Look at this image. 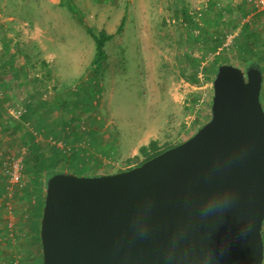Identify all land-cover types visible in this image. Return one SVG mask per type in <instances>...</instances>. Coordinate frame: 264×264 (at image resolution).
<instances>
[{
    "label": "rangeland",
    "instance_id": "rangeland-1",
    "mask_svg": "<svg viewBox=\"0 0 264 264\" xmlns=\"http://www.w3.org/2000/svg\"><path fill=\"white\" fill-rule=\"evenodd\" d=\"M73 2L110 34L97 69L93 38L61 0H0V264H43L35 147H70L76 162L64 170L98 175L132 166L151 139L184 141L210 118L214 61L245 69V23L262 46L264 104V16L248 0ZM14 156L22 168L11 184L2 166Z\"/></svg>",
    "mask_w": 264,
    "mask_h": 264
},
{
    "label": "water",
    "instance_id": "water-1",
    "mask_svg": "<svg viewBox=\"0 0 264 264\" xmlns=\"http://www.w3.org/2000/svg\"><path fill=\"white\" fill-rule=\"evenodd\" d=\"M212 85L209 120L141 164L44 173L43 264H263L262 71L224 63Z\"/></svg>",
    "mask_w": 264,
    "mask_h": 264
},
{
    "label": "trees",
    "instance_id": "trees-1",
    "mask_svg": "<svg viewBox=\"0 0 264 264\" xmlns=\"http://www.w3.org/2000/svg\"><path fill=\"white\" fill-rule=\"evenodd\" d=\"M61 3L73 14L76 20L83 26L84 30L93 38L95 52L92 62L94 67L97 69L99 64L102 62V60H104L106 56L104 47L106 41L110 38V34H108L105 29L95 30L87 22H84L78 15L73 0H61ZM183 15L185 16V18L187 19L189 18L186 9L183 11ZM122 23H123V19L121 20L118 26V31L121 30ZM239 38L242 39V44L240 49L242 50V53L244 55L243 57L244 68H247L248 66L251 65H255L258 66L263 72V67L261 65V62L263 60V52H262V46L259 41V34L254 29H252V25L250 23H245L242 30L240 31ZM216 46L217 45L214 44V48ZM224 63L227 62L219 61L218 59L214 61L212 65L213 67L212 78L214 77L218 66ZM194 64L196 65L199 64V60H195ZM262 94L263 93L260 94L261 103H262ZM262 106L264 108L263 103ZM203 124L204 123H202L200 127ZM174 145L175 144H167L164 146H160L157 139H151L147 144H143L139 147V155L141 156V158H139L140 156H134L133 159H135L136 163H134L132 166L126 169L139 165L145 160L159 154L160 152ZM32 160L34 162L35 168L37 169V172L39 173L40 180L43 182V184H45L43 180L44 173H47L50 176L54 173L63 171L64 169L70 170L71 167H74L76 162V160H74L73 158H69L62 149L60 150L54 147L48 148L46 150H43L40 147H35L32 150ZM126 169H121L119 171ZM43 205H44V199L41 204L40 218L38 222L39 230H40V219L42 215ZM262 235L264 240L263 232ZM37 238L40 240L39 231L37 233Z\"/></svg>",
    "mask_w": 264,
    "mask_h": 264
},
{
    "label": "built area",
    "instance_id": "built-area-1",
    "mask_svg": "<svg viewBox=\"0 0 264 264\" xmlns=\"http://www.w3.org/2000/svg\"><path fill=\"white\" fill-rule=\"evenodd\" d=\"M251 8L264 16V0H248ZM230 42V40L228 39ZM63 151L70 150V147L62 146L59 144ZM3 172L8 182L11 184L18 183L21 177V168H22V156H14L10 161H5L3 166Z\"/></svg>",
    "mask_w": 264,
    "mask_h": 264
},
{
    "label": "clouds",
    "instance_id": "clouds-1",
    "mask_svg": "<svg viewBox=\"0 0 264 264\" xmlns=\"http://www.w3.org/2000/svg\"><path fill=\"white\" fill-rule=\"evenodd\" d=\"M228 201L225 200H212L209 201L203 208L202 215L208 216L214 213L222 212L228 205ZM211 260V258H209Z\"/></svg>",
    "mask_w": 264,
    "mask_h": 264
}]
</instances>
